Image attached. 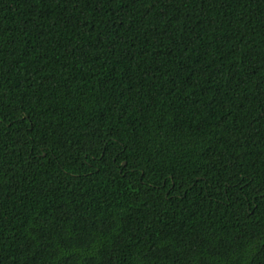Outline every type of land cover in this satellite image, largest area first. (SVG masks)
Returning <instances> with one entry per match:
<instances>
[{
    "label": "trees",
    "instance_id": "obj_1",
    "mask_svg": "<svg viewBox=\"0 0 264 264\" xmlns=\"http://www.w3.org/2000/svg\"><path fill=\"white\" fill-rule=\"evenodd\" d=\"M0 264H264V0H0Z\"/></svg>",
    "mask_w": 264,
    "mask_h": 264
}]
</instances>
